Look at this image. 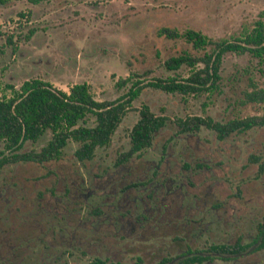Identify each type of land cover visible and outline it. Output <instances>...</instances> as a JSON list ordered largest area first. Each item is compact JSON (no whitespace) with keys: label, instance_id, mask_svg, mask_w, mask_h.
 Wrapping results in <instances>:
<instances>
[{"label":"rangeland","instance_id":"obj_1","mask_svg":"<svg viewBox=\"0 0 264 264\" xmlns=\"http://www.w3.org/2000/svg\"><path fill=\"white\" fill-rule=\"evenodd\" d=\"M261 17L264 0H0V98L9 95L7 85L18 89L34 78L64 92L86 83L96 101L119 98L137 80H181L188 67L169 71L164 61L182 53L201 57L211 47L195 50L184 39L160 37L161 28L232 41ZM131 75L126 86H116ZM220 76L211 92L198 96L145 87L109 146L97 148L90 161L78 162V145L69 142L58 161L5 165L0 264H87L94 258L156 264L210 245L253 241L264 215V171L251 157L264 162V129L218 140L204 127L179 134L172 123L186 116L224 123L264 113V105L239 103L250 82L264 87V62L227 53ZM141 105L171 121L154 134L151 147L117 165ZM48 139L46 133L21 151H38ZM210 262L264 264V250Z\"/></svg>","mask_w":264,"mask_h":264},{"label":"trees","instance_id":"obj_2","mask_svg":"<svg viewBox=\"0 0 264 264\" xmlns=\"http://www.w3.org/2000/svg\"><path fill=\"white\" fill-rule=\"evenodd\" d=\"M31 4H39L46 0H26ZM33 32L30 31L29 35ZM160 37L166 39H184L193 49L200 50L211 47L210 53L201 57H191L182 53L164 61L169 71L185 65L188 75L177 80L167 78L156 79L148 84L135 81L127 92L112 101H96L90 87L86 83L74 84L67 92L55 88L52 84L38 78L24 81L18 89L7 85L9 95L0 98V170L9 164L29 162L42 165L61 159L69 142L78 146L74 151L75 159L82 163L94 157L97 148L109 146L116 129L132 108V102L145 87H154L167 93H175L182 97L198 96L209 93L221 80L220 68L223 56L227 53L250 55L264 62V17L257 20L252 29L240 38L232 41H213L194 30L179 33L169 28L158 31ZM199 65V66H198ZM134 76H128L116 84L118 88L126 86ZM240 105H264V87H258L250 82L249 90H244ZM138 119L128 132L129 149L119 154L115 164L121 165L134 155L151 147L154 134L171 121L162 115H155L146 105L137 110ZM92 118V124L88 125ZM172 123L179 134L196 133L201 127L213 131L218 140H223L233 133H243L251 129H264V113L240 119H232L224 123L215 122L210 117L186 116L174 118ZM49 134V139L38 151H21L24 144L36 143ZM259 163L258 172L264 171V162L259 157H251ZM136 187V185H132ZM253 248L254 251L264 250V215L257 226L256 238L248 244H242L239 239L231 245H210L206 251L185 252L176 257L162 258L156 264H201L213 259L212 256L222 255L230 259L241 252ZM87 264H123L100 258H94ZM134 264H143L136 258Z\"/></svg>","mask_w":264,"mask_h":264},{"label":"flooded vegetation","instance_id":"obj_3","mask_svg":"<svg viewBox=\"0 0 264 264\" xmlns=\"http://www.w3.org/2000/svg\"><path fill=\"white\" fill-rule=\"evenodd\" d=\"M185 252H186V251H185ZM185 252H182V253H180V254H183V253H185ZM192 252H195V251H192ZM180 254H179V255H180ZM237 256H238V255H235L234 257H232V258H230V259H226V258H224L222 255H216L215 257L220 258L221 261H223L224 263H227V262H229V261H231V262L235 261ZM212 257H213V256H212ZM206 262H207V261H206ZM206 262H203V263H201V264H206ZM207 263L210 264L211 262L208 261ZM193 264H196V263H193Z\"/></svg>","mask_w":264,"mask_h":264}]
</instances>
